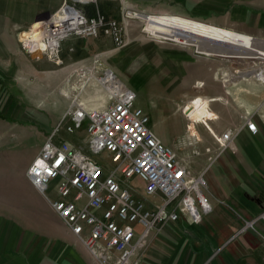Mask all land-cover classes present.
Here are the masks:
<instances>
[{
  "label": "built area",
  "instance_id": "built-area-1",
  "mask_svg": "<svg viewBox=\"0 0 264 264\" xmlns=\"http://www.w3.org/2000/svg\"><path fill=\"white\" fill-rule=\"evenodd\" d=\"M78 4L84 2L64 0L50 19L40 20L38 27L22 32L29 33L27 43L21 41L22 48L61 65L67 39L106 36L116 49L125 46L129 17H125L123 25L100 12L89 17ZM262 53L264 58V48ZM92 63L91 69L79 71L80 89L96 83L108 95V103L88 110L79 98H74L32 160L26 178L98 264H139L137 257L145 252L153 232H160L180 216L200 224L203 216L213 211L206 194L209 167L195 175L178 152L150 128V117L136 106V92L114 71L102 67L100 54L93 57ZM182 115L189 123V134L190 113L184 109ZM86 122L85 146L90 154L58 137L62 130L77 134ZM205 126L219 148L217 154L211 146L204 149L210 165L235 143L243 129L253 135L259 130L252 117L245 119L244 127L221 134ZM188 138L186 147L192 148L193 156H200L196 146L201 140L190 134ZM261 218L264 220V213Z\"/></svg>",
  "mask_w": 264,
  "mask_h": 264
},
{
  "label": "rangeland",
  "instance_id": "rangeland-1",
  "mask_svg": "<svg viewBox=\"0 0 264 264\" xmlns=\"http://www.w3.org/2000/svg\"><path fill=\"white\" fill-rule=\"evenodd\" d=\"M34 1L0 0V264H98L88 249L66 232L61 220L43 197L33 190L26 178L32 158L39 153L46 138L60 122L58 118L61 111L74 99L51 98L49 78L52 69L59 65L52 63L44 55L30 54L22 48L21 41L28 36V33L22 32H28L40 20L50 19L55 12H44L35 20L34 15L38 13V8L36 9ZM100 1L104 3L106 17L115 18L122 25L125 17H129L125 46L116 49L109 38H101L96 42H103L106 51H110L101 56L104 67L114 71L118 78L128 85L138 79L136 76L141 70H146L149 64L154 62L159 64L160 70H166L167 73L170 66H179L192 73H197L202 68L212 69L214 72L218 68L235 69L236 72L243 66L249 71L262 68V62L257 60L250 63V60L241 61L234 55L231 59L214 55L218 53V43L204 44L203 46H211L214 52L206 54L205 51L199 52L191 42L168 40L150 33V29L158 25L164 17L176 19L181 23L186 36L193 38L191 41L200 35H220L221 32H226L222 31L220 26L215 27V23L243 31L250 21L243 17L242 10L237 13L238 16L232 15L233 5L227 8L228 0ZM235 6L244 8L243 5ZM140 16L156 17L158 21L148 26V21ZM68 40L71 39L64 42ZM243 40L241 46L260 47L262 44L249 42L245 38ZM96 43H90L89 47L92 48ZM94 56H89V59L92 61ZM64 58L62 54L63 63L66 62ZM8 63L13 64L12 67H9ZM164 80H151L150 87L159 92V89L169 85V81ZM139 82L144 84L145 89L148 88L146 80L140 79ZM256 82L262 84L258 79L252 81ZM186 86L182 83L179 90L185 91ZM96 88L102 89L99 85ZM158 96L161 98V94ZM184 109L190 113V136L200 139L199 134H202L208 139L206 143L201 142L196 146L201 156H193L192 148L182 147L184 138L178 136L174 130H169V135L181 146L177 151L180 157L190 165L193 173L198 175L208 167V160L202 155L208 147L207 144L213 143L204 124L216 118H200L201 109L215 116L209 110L207 102L201 98H196ZM206 125L208 126V122ZM85 127L87 122L77 134L69 135L62 130L58 137L69 140L75 147L90 154L85 146ZM189 134L185 135L187 141ZM213 146L217 154L219 148L217 145ZM243 158H248L247 153L243 154ZM203 159L205 161L202 163ZM136 184L139 185L138 182ZM50 195L56 198L52 192ZM145 252L137 259L142 261Z\"/></svg>",
  "mask_w": 264,
  "mask_h": 264
},
{
  "label": "crops",
  "instance_id": "crops-1",
  "mask_svg": "<svg viewBox=\"0 0 264 264\" xmlns=\"http://www.w3.org/2000/svg\"><path fill=\"white\" fill-rule=\"evenodd\" d=\"M63 2L64 0H35L34 4L38 8L35 20L39 14L56 11ZM103 4L100 0H87L80 6L83 10L86 7L93 10L101 5L104 11ZM229 5H233L234 16H238L239 11H244L243 17L250 24L243 31L214 22L211 24L264 40V0H228L227 8ZM235 5H243L244 8ZM101 38L108 39L106 36L98 39ZM98 39H71L64 42L62 54L66 62L52 69L49 78L51 98H79L88 110L106 106L109 97L103 89L96 88V83L91 82L83 90L79 83L80 69H91L93 65L89 56H104L110 52L106 51L103 42L96 43ZM94 42L96 45L90 48V43ZM11 65L13 64L8 63L9 67ZM240 69L236 72L235 69L218 68L214 72L212 69L202 68L199 72L192 73L179 66H170L167 73L166 70H160L159 64L154 62L137 74L136 81L129 85L123 81L136 92V106L150 117V128L164 144L175 151H179L181 146L170 137L169 130H174L184 138L182 147L191 149L186 147L185 138L189 123L180 110L196 98L206 101L209 110L215 114L211 116L207 111L200 110L201 119L216 118L205 122V125L208 122L215 134L224 133L230 128L244 127L248 117L253 118L259 129L256 135L243 129L235 143L212 165L208 162L206 194L211 199L213 211L204 215L200 224H192L187 216H180L176 222L167 223L160 232H153L141 264H264V220L261 218L264 213V83H252L256 78L248 75L249 69L245 66ZM140 79L147 81L148 88L145 89L144 84H140ZM160 79L168 80L169 85L166 86L164 82L165 87L158 92L150 87V82ZM182 83L187 85L185 91L179 90ZM160 94L161 98L158 96ZM70 106L71 104L61 111L58 120L65 116ZM199 136L202 144L208 141L202 134ZM213 145L216 146L214 140L207 144L216 149ZM244 153H247V159L243 158ZM202 156L206 159L208 157L206 154ZM203 161L205 159L202 163ZM140 185L139 183L138 186ZM35 192L38 193L36 190ZM250 222L252 227L249 226ZM65 230L75 238L66 228Z\"/></svg>",
  "mask_w": 264,
  "mask_h": 264
},
{
  "label": "bare ground",
  "instance_id": "bare-ground-1",
  "mask_svg": "<svg viewBox=\"0 0 264 264\" xmlns=\"http://www.w3.org/2000/svg\"><path fill=\"white\" fill-rule=\"evenodd\" d=\"M140 17L143 20L146 19L148 21V26H151L153 22L158 21V19L156 17H152V16H149L146 18H145V16L144 17L140 16ZM38 26H39V23H37L34 28H36ZM61 29H63V28H61ZM150 30H152V31H150V33H152L153 35H155L159 38L163 37V38L168 39V40H174V41L184 42V43H188V42L190 43L191 42V44L194 45L199 52L205 51L206 54H210V53H214V52H213L211 46H209V45L203 46L204 44L208 43V44L213 45L214 43H216V44L218 43V47L216 48V50L218 51L217 54L225 55V57L228 59H231L230 57H232V55H234V57H236L237 59L240 58L239 60H241V61L242 60H244V61L250 60V63H253V60H257L258 62L259 61L262 62L264 60V58L262 57V54H263L262 48H264V44H261L260 47L259 46H252V47L241 46L244 43L243 38L248 39L249 42H251V41L255 42L256 44L257 43H263L262 41H264V40H262V41L257 40L255 38H252L250 35L246 36L244 34L237 33L235 31L221 29L222 31H226L227 33L221 32L220 35H211L209 33V34H205V35H200L201 37L197 36L193 41H191L193 38L189 39L186 36L185 32L183 31V26L181 25V23H179L176 19L168 18V17L162 18L161 21L158 23V25H156L154 28H151ZM33 36H35V35H33ZM28 37H29V33H28L27 38H24L25 41L28 40ZM214 54H216V53H214ZM256 70L255 71L250 70L248 75H253V77L258 79V81L262 82V79H264V72L262 71V68H260L257 71ZM110 78H112V77H109V79Z\"/></svg>",
  "mask_w": 264,
  "mask_h": 264
},
{
  "label": "trees",
  "instance_id": "trees-1",
  "mask_svg": "<svg viewBox=\"0 0 264 264\" xmlns=\"http://www.w3.org/2000/svg\"><path fill=\"white\" fill-rule=\"evenodd\" d=\"M87 16L92 17L95 16L97 14V11L100 12L101 14L105 15V12L103 11V8L101 5H98L96 8L94 7V9L92 10L91 7H86L84 8Z\"/></svg>",
  "mask_w": 264,
  "mask_h": 264
},
{
  "label": "water",
  "instance_id": "water-1",
  "mask_svg": "<svg viewBox=\"0 0 264 264\" xmlns=\"http://www.w3.org/2000/svg\"><path fill=\"white\" fill-rule=\"evenodd\" d=\"M214 55H217L218 57L226 58L225 55H220V54H214Z\"/></svg>",
  "mask_w": 264,
  "mask_h": 264
}]
</instances>
